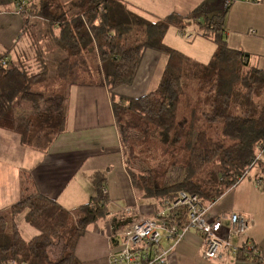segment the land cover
I'll list each match as a JSON object with an SVG mask.
<instances>
[{"label":"trees","instance_id":"1","mask_svg":"<svg viewBox=\"0 0 264 264\" xmlns=\"http://www.w3.org/2000/svg\"><path fill=\"white\" fill-rule=\"evenodd\" d=\"M19 1H24L19 14L25 25L29 18L47 22L49 42L57 46L56 58L37 49L33 59L17 64L6 59L7 52L0 53V129L19 134L22 144L44 151L65 132L66 96L76 71V83L108 88L131 184L158 209L181 191L208 205L261 165L264 70L250 65L247 52L228 46L224 15L201 13L199 21L172 13L151 21L121 0ZM195 22L202 29L199 35L216 47L207 63L195 62L164 41L172 27L183 32ZM151 49L167 60L156 89L142 97L118 95L119 87L133 85ZM204 117L228 125L233 139L220 135ZM200 151L216 155L196 171L191 156ZM178 167L186 168V177L168 178ZM22 178L27 195L0 213V264H82L75 254L78 241L91 223L109 214L104 187L98 184L96 195L72 212L40 194L28 174ZM177 212L184 220V211ZM22 213L38 232L29 240L15 222ZM53 247L62 254L59 260L50 255ZM236 258L263 261L245 248Z\"/></svg>","mask_w":264,"mask_h":264},{"label":"crops","instance_id":"2","mask_svg":"<svg viewBox=\"0 0 264 264\" xmlns=\"http://www.w3.org/2000/svg\"><path fill=\"white\" fill-rule=\"evenodd\" d=\"M121 1L151 21L172 13L196 16L199 21L202 20V14L224 15L228 46L247 52L250 65L264 70V63L262 66L257 62L252 63L254 56L259 54L255 48H260L264 41V36L258 34L264 35V0H238L229 6L225 0ZM200 9L202 12L195 13ZM169 31L164 41L173 48L170 40L176 45L179 42L173 36L174 33L169 34ZM184 31H180V34ZM204 42L196 41L193 45L200 51L199 46L206 44ZM181 46L178 49L185 55ZM211 47L207 45V54L215 51V45ZM8 51L10 48L4 51L7 52L6 59L13 64L25 59L22 55L24 51L15 53V56L8 54ZM257 61L260 62L258 57ZM166 62L163 54L153 49L147 50L134 83L142 77L147 86L144 85L145 88H151L153 81L154 88L135 94L133 89L126 91L121 86L117 94L131 98L153 92L159 84ZM66 98L65 132L57 136L44 151L22 144L19 134L14 131L0 129V213L27 195L22 178L24 174L31 177L40 194L72 212L88 203L96 195L97 185L100 184L106 190L109 214L86 228L75 254L82 264H112L110 235L115 229L140 217H152L158 207L153 200L142 198L131 184L108 88L100 83L82 85L74 82ZM262 156L261 165L255 166L256 170L248 172L246 178L217 199L206 215L210 219L229 213H239L245 217L249 224L248 230L242 236H233L231 242L235 246L250 244L256 257L263 258L261 264H264V154ZM126 208L135 211L130 214L125 211ZM22 214L16 216L15 222L22 237L29 240L38 232L26 222L25 213ZM223 224L226 226L228 221L225 220ZM161 247L169 251L166 264H259L253 259L233 258L227 262L203 259L202 238L194 229L178 242L162 238ZM50 255L54 260H59L62 254L53 247Z\"/></svg>","mask_w":264,"mask_h":264},{"label":"built area","instance_id":"3","mask_svg":"<svg viewBox=\"0 0 264 264\" xmlns=\"http://www.w3.org/2000/svg\"><path fill=\"white\" fill-rule=\"evenodd\" d=\"M236 1L238 0H225L226 5ZM15 4L19 13L23 11L24 1ZM262 154L264 149L258 152L259 161ZM103 193L106 195L105 189ZM214 202L206 205L198 195L181 191L175 200L169 202L166 208L156 210L152 217H140L122 228L115 229L110 235L113 245L110 251L111 263L166 264L169 251L162 249V238L178 242L192 229L202 238L203 259L227 262L236 258L243 248L247 252L254 251L250 244L235 246L231 242L233 236H242L248 230L246 218L239 213H229L210 219L206 214ZM180 209L184 211V220L177 212ZM125 211L131 214L135 210L126 208ZM156 219L160 221L157 222ZM225 220L228 221L226 226L223 224Z\"/></svg>","mask_w":264,"mask_h":264},{"label":"rangeland","instance_id":"4","mask_svg":"<svg viewBox=\"0 0 264 264\" xmlns=\"http://www.w3.org/2000/svg\"><path fill=\"white\" fill-rule=\"evenodd\" d=\"M15 3H16L15 0H0V10L2 11V13H0V53L4 52L6 48H10V51H8V54L15 56V53L17 52L22 53L24 51L22 55L26 57V59H32L37 55L36 50L42 49L43 52L50 58L52 59L56 58L55 56L57 55L55 54V52H56L57 46L50 43L51 41H50V31H49L48 23L41 19L29 18L28 19L29 22L27 23V25H25L23 21V17L17 11ZM170 30L171 31H169V34H172L173 32L174 33L173 36L176 37V39L179 42V45H176L177 43L171 42L170 40L169 43L173 45L172 46L173 48L175 47L176 49H178V46H180L181 44L182 45L181 48H184L182 50H184L185 55L193 59L195 62L198 61L202 63H207L211 59V56L214 51L211 52V54L210 53L207 54L208 49L206 47L207 45L209 46V44H210V47L211 45L214 46V44L209 39L202 40L204 38L199 35V33L202 32V29L196 22L187 25L184 33H181V34H180V31L175 29L174 27H172V29ZM225 30L227 32L226 27H225ZM226 32H225V35H226ZM249 33H251V31H249ZM258 34L261 37L264 36L260 34V32H258ZM196 41H205L204 43H206V44L199 46L200 51H198V48L196 45H193ZM255 49L259 53L257 57L260 62H258L257 57L254 56V58L252 59L253 61L252 63L254 64L255 62H257L259 63L260 66H262L264 63L263 62L264 61V41L262 42L260 48H255ZM210 51H212V47ZM83 64H87V63H83ZM85 68L86 66H84L83 69ZM73 75L74 76L72 78V82L74 83L75 81H77L76 71L74 72ZM93 78L99 79V77L97 76H94ZM141 78H139L137 82H135L130 87L124 86L123 87L125 88L124 90L130 91L131 89H133V92L135 94H140L142 91H151L147 89L154 88L153 87L155 84L154 81H153L151 88H145L144 85L146 86V83L143 82V79ZM203 120L213 125L216 128L217 132L220 133V135L226 133L225 135L227 136V138L233 139L234 134L232 133L231 128L228 127V125L225 126L224 122L219 123V120L213 119L211 117H204ZM215 155L216 153L213 151L194 152L191 156L193 169L196 171H200L203 166L210 165L212 160L215 159L214 158ZM125 162L128 165V156L126 155V152H125ZM136 163L140 164L138 165L139 167L143 166V164H141L140 162H136ZM137 164L136 165L131 164L130 166L133 168L138 167ZM251 170H256V169L255 167H253ZM186 175H187L186 168L178 167V168L171 170V172L168 175V178L173 179V180H179V179H184ZM156 221L159 222L160 220L156 219Z\"/></svg>","mask_w":264,"mask_h":264}]
</instances>
